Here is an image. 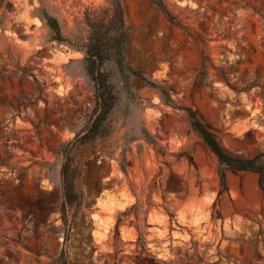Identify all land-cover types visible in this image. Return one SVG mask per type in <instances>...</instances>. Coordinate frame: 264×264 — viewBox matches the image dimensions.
Wrapping results in <instances>:
<instances>
[{
  "label": "rangeland",
  "instance_id": "rangeland-1",
  "mask_svg": "<svg viewBox=\"0 0 264 264\" xmlns=\"http://www.w3.org/2000/svg\"><path fill=\"white\" fill-rule=\"evenodd\" d=\"M42 1L74 44L88 36L87 13L112 2ZM164 1L198 40L148 0H120L126 62L165 95L139 78L126 89L109 66L112 133L73 157L81 208L74 220L69 212L64 242L59 149L88 120L93 85L82 51L50 40L38 1L9 0L0 26V264H61V250L68 264H264L257 175L228 172L217 197V160L182 109L198 110L231 153L264 148V0Z\"/></svg>",
  "mask_w": 264,
  "mask_h": 264
},
{
  "label": "trees",
  "instance_id": "trees-1",
  "mask_svg": "<svg viewBox=\"0 0 264 264\" xmlns=\"http://www.w3.org/2000/svg\"><path fill=\"white\" fill-rule=\"evenodd\" d=\"M32 3L33 0H28ZM39 3V19L49 29L50 40L58 43L64 42L82 51V64L84 71L93 85L94 103L91 114L81 130L74 136L60 145L62 163L60 167V189L62 201L59 208L60 218L65 227L63 241L68 238L70 223L67 219L69 212L73 220L76 218L80 208L81 199L75 191L74 179L75 168L73 157L80 149L103 141L112 133L110 115L117 105L118 94L114 84L111 82L109 66H113L124 87L129 89L130 78H139L148 87L159 90L162 96L165 95L157 83L149 80L140 71L131 68L125 58V49L129 41L128 29L125 25L120 0H112L109 7H100L98 10H90L86 15L88 36L80 44L70 43L61 33L57 19L51 16L43 5ZM172 26L184 30L193 39L197 37L188 33L187 26L181 22L168 8L164 0H148ZM9 6V0H0V26L5 19V9ZM201 72L207 75L206 59L201 63ZM222 80L226 79L220 75ZM195 86H200V77L194 80ZM186 114L189 128L198 136L207 149L217 160V175L219 190L217 197L227 192L226 175L238 172H252L257 175L258 185L264 191V148L251 157L238 155L228 151L217 138L211 125L205 121L200 112L191 107L182 108ZM61 264H68L65 252L61 250L58 255Z\"/></svg>",
  "mask_w": 264,
  "mask_h": 264
}]
</instances>
